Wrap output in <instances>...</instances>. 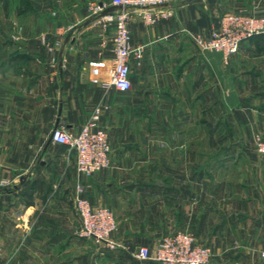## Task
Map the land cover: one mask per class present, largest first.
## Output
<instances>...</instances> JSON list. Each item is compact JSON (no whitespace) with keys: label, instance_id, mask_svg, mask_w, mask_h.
I'll return each mask as SVG.
<instances>
[{"label":"crops","instance_id":"crops-1","mask_svg":"<svg viewBox=\"0 0 264 264\" xmlns=\"http://www.w3.org/2000/svg\"><path fill=\"white\" fill-rule=\"evenodd\" d=\"M0 1L22 24L0 28V264H163L135 249L154 253L184 229L211 247L207 264H264V154L254 142L264 137V33L228 59L190 37L210 36L227 11L262 14L264 0H186L155 23L132 13L142 57L131 59L127 92L107 83L114 25L90 10L110 0ZM98 107L111 163L85 176L51 133L78 132ZM79 184L93 206L115 211L112 236L126 248L77 234Z\"/></svg>","mask_w":264,"mask_h":264},{"label":"built area","instance_id":"built-area-1","mask_svg":"<svg viewBox=\"0 0 264 264\" xmlns=\"http://www.w3.org/2000/svg\"><path fill=\"white\" fill-rule=\"evenodd\" d=\"M186 0H110L90 4L93 14H98L97 22L103 27L114 25L113 37L114 64L109 85L121 92L130 91L132 83V57L140 59L139 48H133L129 21L132 13L139 14L147 23L174 15L179 4ZM110 5V6H109ZM259 11H227L220 20L218 28L210 36L191 33V39L203 50L212 49L223 53L226 59L236 53L240 43L254 35L264 33V13ZM56 14V13H54ZM62 29V27H61ZM44 39V37H43ZM59 40L49 44V50L55 52ZM101 108L98 107L90 119L78 132H72L64 126H56L51 138L76 153V169L85 176H92L111 163V142L107 128L100 124ZM256 149L264 154V137L257 135ZM2 184L9 183L6 178ZM83 185L79 184L75 198V210L80 218L77 234L91 240L99 249L116 251L126 246L115 239L112 233L117 229L115 211L109 206H93L91 201L82 195ZM140 259L153 258L163 264H207L212 256L211 247L202 243L196 234L188 229L165 235L154 253L146 245L135 249ZM249 264H255L250 262Z\"/></svg>","mask_w":264,"mask_h":264},{"label":"rangeland","instance_id":"rangeland-1","mask_svg":"<svg viewBox=\"0 0 264 264\" xmlns=\"http://www.w3.org/2000/svg\"><path fill=\"white\" fill-rule=\"evenodd\" d=\"M1 10H2V12H1ZM10 20H6V17H5V2L4 1H0V28L1 27H5L6 25H7V23H9L10 24V26H11V24H13V26L14 27H21V23L19 22V21H17V20H12L11 19V21L9 22ZM6 50H7V47H6V45H5V42H4V40H3V38H1L0 37V56H4V54H5V52H6ZM257 135H261L260 133H258V134H256L255 135V138H254V142H255V139H256V136ZM263 136V135H262ZM255 149H256V146H255ZM256 151L258 152V153H260L257 149H256ZM260 154H262V153H260ZM86 239V238H85ZM87 241L89 240V239H86ZM90 241V240H89ZM91 242V241H90Z\"/></svg>","mask_w":264,"mask_h":264},{"label":"water","instance_id":"water-1","mask_svg":"<svg viewBox=\"0 0 264 264\" xmlns=\"http://www.w3.org/2000/svg\"><path fill=\"white\" fill-rule=\"evenodd\" d=\"M58 126V125H57Z\"/></svg>","mask_w":264,"mask_h":264}]
</instances>
